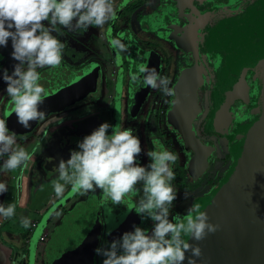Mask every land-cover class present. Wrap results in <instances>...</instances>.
I'll use <instances>...</instances> for the list:
<instances>
[{"label":"flooded vegetation","instance_id":"obj_1","mask_svg":"<svg viewBox=\"0 0 264 264\" xmlns=\"http://www.w3.org/2000/svg\"><path fill=\"white\" fill-rule=\"evenodd\" d=\"M162 1L172 10V15L158 28L159 31L144 25V20L142 21L154 11L153 6L157 0H137L135 3L114 0L116 19L106 24L103 29L92 26L84 30L70 31L58 25L53 35L65 45L62 61L54 68V72L52 68L38 69L42 75L39 82L45 88L47 96L40 105L45 119L37 120L34 127L39 128L38 134L42 135L41 144L37 147L39 152L49 137L54 142L61 134H66L63 126L67 121L99 112L106 92H109L108 99L112 102L114 111H110L113 115L111 117H116L118 102L115 99L120 97L118 109L123 110L125 121L130 122L133 134L141 141L140 165L150 163L148 157L142 161L144 151L147 153L155 150L157 146L177 156L175 164L172 165L175 179L171 183L177 193L170 208L169 218L172 219L175 216H186L193 205L200 206L204 198L220 185L234 162L233 147L245 137L242 129L252 124L260 115L261 86L257 75V57L247 55L248 57L236 58L239 49L235 48V52H232L230 44L220 37L228 24L241 25L254 19L255 11L264 9V0ZM177 10L180 12H176ZM139 28L158 42L140 36ZM185 37L192 42L190 49L189 42L181 40ZM114 38H119L127 47V51L122 52L119 59L109 45V41ZM152 43L162 47L168 43L171 47L159 51L157 55L152 51ZM12 51L11 40L7 47L0 46V70L12 71L13 65L17 63L11 57ZM90 63L98 67V76L94 82L89 81L88 84L84 81L85 84L80 87L78 82L68 80L65 83L59 80L65 75L60 77L59 74L65 70L75 72ZM141 65L155 68L159 76L167 78L172 95H164L161 91L150 88L143 83L142 78L133 79L142 77L139 72ZM191 67L196 68V71H190L197 81L195 88L193 91L189 89L193 82L190 79L188 90L183 89L176 95L183 82V72ZM57 70L59 74L55 75L59 77H54ZM5 90L6 84L0 79V108H3L4 113L3 116L0 114V119L6 122L9 135H15L17 143L14 147H21L25 140L31 138L33 129L24 128L17 122L15 114H10L11 101ZM183 122L186 123L187 130L182 129L190 131L207 149L206 164L200 171H187L193 151L185 148V138L176 126ZM6 159L7 156L0 158V182L3 183H8L6 173L10 174V171L2 167L3 160ZM36 162L39 160L36 159ZM15 173L16 171L11 177L17 180ZM184 185L192 188L191 191L181 190ZM70 189L71 187L64 194ZM98 191L100 192L97 194ZM101 193L98 189L90 191L83 199L77 193V197H74L75 194L66 196L65 203L60 204L61 211L57 212L60 208L56 209L47 222H44L47 209L55 202L60 203V200L36 209L32 216L37 215L38 219L25 213L22 218L30 221L28 227H23L22 218L17 219L15 215L10 219L0 216V239H3L2 232L8 234L9 229H13L20 243L23 241L19 248L10 247L12 250L7 255L5 264H14L19 259L20 264H51L47 260L50 253L48 242L54 230L66 213L73 210L75 203L94 195L101 197ZM3 196H6V192L0 194V202L6 206L11 204L7 197L3 201ZM138 199L134 198V201ZM137 216L139 221L135 226L147 229L150 233L152 221L142 220L138 214ZM33 220L36 225L32 228ZM105 230L103 225L100 230H96V233L99 232L97 244L91 252L88 264H102L104 257L97 255L95 250L108 247L111 241L122 236L112 238ZM133 230L134 227L128 231ZM43 233L45 236L41 239Z\"/></svg>","mask_w":264,"mask_h":264},{"label":"clouds","instance_id":"obj_2","mask_svg":"<svg viewBox=\"0 0 264 264\" xmlns=\"http://www.w3.org/2000/svg\"><path fill=\"white\" fill-rule=\"evenodd\" d=\"M115 19L114 0H0V46L7 47L11 40V57L17 62L11 72L0 70V79L11 101L10 114H15L21 126L28 128L31 122L45 119L40 105L47 93L39 82L38 69L61 64L65 45L53 35L57 26L70 31L92 26L103 29ZM109 45L117 59L127 51L119 38L111 39ZM139 72L142 77L133 79L142 78L150 88L172 95L169 80L159 76L155 68L141 65ZM16 143L15 135H9L6 122L0 119V158L7 156L2 163L6 171L26 167L32 159L23 147H14ZM141 152V141L131 128L100 124L77 142L67 160L58 163L55 196L62 197L70 186L73 193L99 189L113 205H120L129 195L139 197L129 211L134 210L142 220H151V232L134 226L108 247L97 248L96 254L104 257L102 264H184L185 260L196 264L202 256L199 242L215 234L219 226L209 222L207 212L198 204L183 218L170 219V208L177 198L171 183L177 156L167 149L147 151L150 163L141 166L137 161ZM6 191V183L0 182V194ZM14 215L13 204L0 203V216L10 219ZM29 224L27 218L21 219L23 227ZM185 236L197 243H189Z\"/></svg>","mask_w":264,"mask_h":264},{"label":"water","instance_id":"obj_3","mask_svg":"<svg viewBox=\"0 0 264 264\" xmlns=\"http://www.w3.org/2000/svg\"><path fill=\"white\" fill-rule=\"evenodd\" d=\"M254 15V19L245 24H228L220 39H225L230 44L232 52H235V48L239 49L236 58L247 55L257 57V75L261 86L260 115L252 124L242 129L245 137L232 149L233 164L220 185L200 205L201 211L207 212L209 222L218 225L219 229L199 242L202 256L196 264H264V9L256 10ZM184 39L189 42L190 49L191 40L186 37L181 40ZM193 67L183 72V82L176 95L183 89L188 90L190 79L193 82L189 89L193 91L195 88L197 81L190 72L196 71ZM51 70L55 71L54 68ZM55 74H59L58 70L54 77L65 74L59 80L65 83L72 80L81 87L85 84L84 81L88 84L89 81L94 82L98 76V67L90 63L75 72L65 70L59 76ZM35 124L36 121L31 122L28 129ZM185 124L183 122L176 126L185 138V148L193 151L187 171H200L206 164L207 149L190 131H185ZM69 142L67 139L60 151L66 153L70 147ZM161 149L163 148L157 146L155 150ZM74 194L70 189L68 196ZM137 197L129 195L120 205H113L102 192L101 197L94 195L75 203L73 210L66 213L51 235L47 260L51 264H88L97 244L99 232L96 233V230H100L101 225L105 226L107 234L111 231L109 236L116 238L131 230L139 221L136 212L129 211ZM60 204L55 202L47 209L44 222L51 218ZM184 239L192 244L197 243L187 236ZM184 264H188V261L185 260Z\"/></svg>","mask_w":264,"mask_h":264},{"label":"crops","instance_id":"obj_4","mask_svg":"<svg viewBox=\"0 0 264 264\" xmlns=\"http://www.w3.org/2000/svg\"><path fill=\"white\" fill-rule=\"evenodd\" d=\"M137 0H124L126 3H133ZM135 3V2H134ZM181 6H183L181 4ZM154 11L149 13L142 21L144 20V25L150 26L155 31H159V27L170 19L172 15L171 9L167 8V4L162 0H157L156 5L153 6ZM176 10V9H175ZM176 12H180L177 10ZM179 14V13H178ZM141 26V22H140ZM108 93H105V96L99 107V112H92L80 119H73L72 121H67L63 126L65 135L61 134L58 139L52 142V137H49L44 145V148L38 152L37 148L35 150H28L32 159L27 163V166H21L18 171H16V178L18 182V194L21 198L20 208L15 209V217L22 218L23 214L27 213L30 217L36 212V209L41 208L44 205H49L55 200H60V203H65L64 198L68 196L63 194L62 197L57 198L53 190V183L57 180L58 173L56 171L58 163L61 159L67 160L70 156V151L76 149L77 142L82 140L84 136L91 134L93 130L98 128L102 123H109L112 126L119 125L121 129L130 128V122L125 121V116L123 110H119V99L116 97L115 101L118 102L116 105V117L112 118V102L108 99ZM85 109V108H84ZM112 111V112H110ZM111 134V129L109 130ZM67 138H66V137ZM70 140V147L65 153L60 151V148L63 146L66 140ZM57 142V144H56ZM145 148V147H144ZM62 152V153H61ZM142 161L147 157L146 151L142 154ZM141 155L137 157V161L140 164ZM36 159L39 162H36ZM49 164H47V163ZM143 163V162H142ZM144 164V163H143ZM141 166H145V165ZM37 169V171L35 170ZM139 185H137L138 187ZM70 186L66 188L69 189ZM99 190V189H98ZM66 192V191H65ZM100 191L96 192L97 194ZM76 194V193H75ZM80 194V199H83L86 193H77ZM22 205V206H21ZM34 216V215H33ZM32 216V217H33ZM31 217V218H32ZM141 218V217H140ZM3 239H0V264H5L7 255L11 252L12 248L21 247V243L18 240V235L12 229H9V233L5 234L2 232Z\"/></svg>","mask_w":264,"mask_h":264},{"label":"rangeland","instance_id":"obj_5","mask_svg":"<svg viewBox=\"0 0 264 264\" xmlns=\"http://www.w3.org/2000/svg\"><path fill=\"white\" fill-rule=\"evenodd\" d=\"M186 1V0H185ZM139 35L141 36H145V38L146 39H148L149 41H157L156 39H152V37H151V35L150 36H147V33H145L141 28H139ZM158 42V41H157ZM160 43V42H159ZM159 44H157V43H152L151 44V47H152V51H154L155 52V54H157L158 55V52L159 51H161V50H165L166 48H169V47H171V44H168V43H165V45L163 44V47L162 46H160ZM101 76H100V78H99V82L101 83ZM98 81V80H97ZM98 83V82H97ZM100 83H99V85H100ZM2 108V107H1ZM0 108V114H1V116H3L4 115V113L2 112V110H3V108L1 109ZM4 109H5V107H4ZM35 126V125H34ZM32 127L31 129H33L31 132L33 133L32 134V136H31V138H29V139H27V140H25V143H24V145L23 146H21V147H23L26 151L27 150H35L37 147H39L40 146V144H41V137H42V135L40 136L38 133H39V128H37V129H35V127ZM19 170V168H17V169H14V170H12V171H10V174L8 175L7 173H6V178H8L9 179V181H8V183H6V185H7V191H6V196L5 197H7L8 199H10V201H11V204H13L14 206H15V209L16 208H20V201H21V198L19 197V192H18V182H17V180L15 179V178H13V177H11L12 175H13V173L15 172V171H18ZM188 190V191H191V189L192 188H190L188 185H184V187L181 189V190ZM3 195V194H2ZM4 197V196H3ZM4 197V198H5ZM74 197H77V195L75 194L74 195ZM20 200V201H19ZM3 201H6V198L3 200ZM1 203V202H0ZM5 206H6V204H4ZM64 205V204H63ZM22 206V205H21ZM65 207H66V205H64ZM63 206V207H64ZM61 207V205L60 206H58V208H60ZM57 208V209H58ZM61 211V208L60 209H58V211L57 212H60ZM55 215H56V212L54 213V217H55ZM33 218H36V219H38L39 217L37 216V215H35V216H33ZM37 228V227H36ZM36 228H35V232H36ZM35 232H34V234H35ZM32 254V253H31ZM20 261V259L17 261V260H15V263L14 264H18V262ZM19 264H20V262H19ZM21 264H23V262H21Z\"/></svg>","mask_w":264,"mask_h":264},{"label":"built area","instance_id":"obj_6","mask_svg":"<svg viewBox=\"0 0 264 264\" xmlns=\"http://www.w3.org/2000/svg\"><path fill=\"white\" fill-rule=\"evenodd\" d=\"M35 225H36V221H31V227L33 228V227H35ZM44 233L41 235V239H43L44 238Z\"/></svg>","mask_w":264,"mask_h":264}]
</instances>
